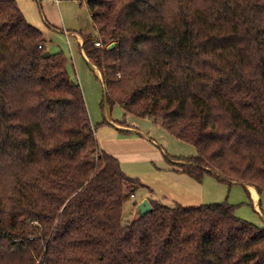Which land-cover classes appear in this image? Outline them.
I'll return each instance as SVG.
<instances>
[{"label": "trees", "instance_id": "1", "mask_svg": "<svg viewBox=\"0 0 264 264\" xmlns=\"http://www.w3.org/2000/svg\"><path fill=\"white\" fill-rule=\"evenodd\" d=\"M111 110L197 148L179 167L264 193V0H79ZM111 42L116 45L109 49ZM0 0V264H264V227L228 200L125 221L144 184L101 149L63 52Z\"/></svg>", "mask_w": 264, "mask_h": 264}, {"label": "rangeland", "instance_id": "2", "mask_svg": "<svg viewBox=\"0 0 264 264\" xmlns=\"http://www.w3.org/2000/svg\"><path fill=\"white\" fill-rule=\"evenodd\" d=\"M16 1L28 22L44 33L47 39V52L50 54L63 52L68 57L70 76L82 87L101 149L112 155H114V151L118 153L123 160L125 168L123 171L147 185V187L144 185L138 188L134 194L136 197H131L124 204V220L134 219L137 206L148 192L149 197L159 198V201L166 205H176L177 203L172 198L183 195L180 189L182 184L188 186V183L196 182L187 174L179 176L172 170H168L167 166L180 167L188 164V157L196 155L197 148L166 132L161 122L155 123L149 118L125 115V111L120 105L112 108V120L121 125L138 128L154 138L157 144L141 136L138 131L135 134L120 132V129H114V126L110 125H115L114 122L109 120L108 124L104 106L107 102L105 100L106 86L104 87L98 73L82 56L76 37L78 33L84 34V37L85 35L94 37L99 34L89 15L87 3L77 0H61V4H58L57 0ZM72 32L73 36H69L68 33ZM92 64L94 63L92 62ZM116 137L123 138V140L117 141ZM114 156L117 157V155ZM117 158L119 159V157ZM171 160L174 162L172 163ZM151 185L155 189L154 192L150 190ZM198 185L200 189L197 194L204 196L202 204L228 200L237 205L239 217L264 227V219L251 205L243 184L236 183L230 186V184L219 181L214 175L206 174ZM190 192L191 190L186 194ZM262 207L264 211V193H262Z\"/></svg>", "mask_w": 264, "mask_h": 264}, {"label": "crops", "instance_id": "3", "mask_svg": "<svg viewBox=\"0 0 264 264\" xmlns=\"http://www.w3.org/2000/svg\"><path fill=\"white\" fill-rule=\"evenodd\" d=\"M77 1H79V0H77ZM79 2H81V1H79ZM81 3H85V1L84 2H81ZM58 4H61V0H60V2ZM89 15L91 17L90 11H89ZM91 20H92V17H91ZM92 22H93V20H92ZM93 25H94V23H93ZM94 27H95V25H94ZM68 34H69V36L70 35L73 36V32L71 34L70 33H68ZM74 34H76V33H74ZM76 37H77V40H78V43H79V49H80V52H81L82 56L88 62V64L92 68H94L93 65H92V62L89 60V58L86 55V52L84 51V48H83V44H84L83 43L84 42V34L78 33V34H76ZM69 41H70V39H69ZM94 70L98 73V77L100 78V80L104 84L103 76H102V73H101L100 69L98 68V70L97 69H94ZM104 87H105V85H104ZM104 106H105V114L107 116L106 120H107L108 124H109V120L112 121V122H114L115 125L110 124L111 126H114V129L115 128H118V129H120V132L121 131H124V132H129V133H134V134L138 131L139 133H141V136H143L147 140H151L153 143H156L157 144V142H156V140L154 138H151L149 136V134H147V133H145V132H143L141 130H138V128L131 127L129 125H121V124L116 123L115 121H113L112 120V117H111L112 110H111L109 104L107 102H105V105ZM149 120L151 121V119H149ZM116 140L117 141H122L123 138L116 137ZM114 155H117V157H119V159L121 161V166H122V168L124 170L125 168L123 166V160H122L121 156L118 153H116L115 151H114ZM171 162L173 163L174 161L171 160ZM167 169L168 170H172L173 172L177 173L179 176H181L180 174H185V173H183V172L180 171L179 167H174L173 165H168L167 166ZM192 179L196 183H193V182L192 183H188V186L182 184V188H180V189H181V192H182L183 195L182 196H176V198H172V199H174L175 203L181 204L183 206H185V205H187V206H189V205H202V202L201 201H203V199H204L203 197L204 196L203 195L199 196L197 194V191L200 189L199 188V185H198L199 184V181L195 180L194 178H192ZM222 183L228 184L226 182H222ZM236 183H239V182H233L232 184H230V186H232L233 184H236ZM239 184H241V183H239ZM144 185H145V187H147L146 184H144ZM243 185L246 188V192L248 194V197H249V200H250L251 205L253 206V208L255 209V211L264 219V211H263V207H262V193L260 192V190L255 185H252V184H249V183H245ZM148 187H150V186H148ZM251 187H254L256 189L257 194H258L257 197L253 194ZM150 190H152V192H154L153 190H155L152 187V185L150 187ZM189 190H191V192L188 193V194H186V192H188ZM148 195H149V192L142 199V201L144 199H146V198L149 199L150 197ZM134 197H136V196L134 195ZM156 199L160 200L159 198H156ZM232 204H234V203H232ZM236 213H237V210H236Z\"/></svg>", "mask_w": 264, "mask_h": 264}, {"label": "water", "instance_id": "4", "mask_svg": "<svg viewBox=\"0 0 264 264\" xmlns=\"http://www.w3.org/2000/svg\"><path fill=\"white\" fill-rule=\"evenodd\" d=\"M116 45V42H113L109 45V49L113 48ZM49 53H46L45 56H48ZM152 209L151 202L148 198L141 201V203L137 206V211L134 219L139 218L147 214Z\"/></svg>", "mask_w": 264, "mask_h": 264}, {"label": "bare ground", "instance_id": "5", "mask_svg": "<svg viewBox=\"0 0 264 264\" xmlns=\"http://www.w3.org/2000/svg\"><path fill=\"white\" fill-rule=\"evenodd\" d=\"M92 65H93L94 69H97L98 70V68L96 67L95 64H92ZM251 189H252L253 194L257 197L258 194H257L256 189L254 187H251Z\"/></svg>", "mask_w": 264, "mask_h": 264}, {"label": "built area", "instance_id": "6", "mask_svg": "<svg viewBox=\"0 0 264 264\" xmlns=\"http://www.w3.org/2000/svg\"><path fill=\"white\" fill-rule=\"evenodd\" d=\"M57 2L59 3V2H60V0H57Z\"/></svg>", "mask_w": 264, "mask_h": 264}]
</instances>
